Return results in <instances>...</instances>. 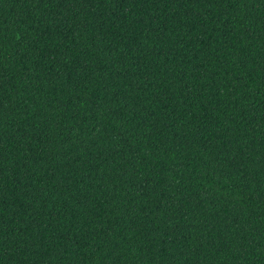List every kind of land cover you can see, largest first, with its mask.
I'll return each instance as SVG.
<instances>
[{"label":"trees","instance_id":"1","mask_svg":"<svg viewBox=\"0 0 264 264\" xmlns=\"http://www.w3.org/2000/svg\"><path fill=\"white\" fill-rule=\"evenodd\" d=\"M0 264H264V0H0Z\"/></svg>","mask_w":264,"mask_h":264}]
</instances>
